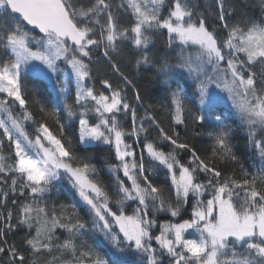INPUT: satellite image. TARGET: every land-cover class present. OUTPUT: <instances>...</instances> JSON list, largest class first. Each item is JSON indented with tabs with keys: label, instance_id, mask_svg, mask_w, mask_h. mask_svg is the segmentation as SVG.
<instances>
[{
	"label": "snow or ice",
	"instance_id": "6c2138e0",
	"mask_svg": "<svg viewBox=\"0 0 264 264\" xmlns=\"http://www.w3.org/2000/svg\"><path fill=\"white\" fill-rule=\"evenodd\" d=\"M259 9L258 21L245 17L241 24L230 23L236 11L230 0H212L203 10L201 0H0V264H264V67L259 72L254 68L264 66V0H259ZM209 13L219 21L217 27L226 30L225 37L208 23ZM160 30L167 31L169 47H178L174 64L163 58L157 65L148 55L152 34ZM129 46L140 57L138 68L156 67L170 93L175 125H186L191 80L197 107L187 109V118L195 135L211 128L210 160L181 142L175 128L172 135L165 132L146 109L138 119V91L133 106L124 88L113 87L108 79L100 81L108 95L88 83L93 79L91 65L102 58L121 75L125 88H135L114 62V55ZM28 75L65 97L69 120L78 119L81 145L101 142L114 147L119 163H109L108 168L115 176V200L71 138L64 143L45 123L35 121L27 108L30 90L23 77ZM70 84L76 107L67 102ZM227 101L247 126L248 143L259 153L257 172L246 170L233 151L230 117L222 110ZM17 105L19 113L14 112ZM40 110L45 111L43 104ZM89 112L97 115V123L89 122ZM129 116L132 127L127 131L120 120ZM27 122L36 125L34 138ZM153 125L172 150L164 152L148 139ZM64 127L60 123L61 134ZM141 135L148 156L167 169L175 203L149 178L154 166L146 168L143 155L137 160L126 142V137L139 140ZM42 138L52 147H45ZM177 149L190 153L187 164L177 159ZM218 162L230 165L231 172L223 173ZM62 175L87 206L90 222L74 207L71 213L67 205L57 211L50 202ZM205 194L209 198L204 199ZM10 197L15 209L8 207ZM190 197V218L159 224V234H154L155 213L178 217ZM128 201L136 202L131 215L124 210ZM21 227L27 235L18 245L8 235ZM189 230L199 238H188ZM63 233L67 235L62 238ZM96 233L100 236L93 247L83 238Z\"/></svg>",
	"mask_w": 264,
	"mask_h": 264
},
{
	"label": "trees",
	"instance_id": "16d2710c",
	"mask_svg": "<svg viewBox=\"0 0 264 264\" xmlns=\"http://www.w3.org/2000/svg\"><path fill=\"white\" fill-rule=\"evenodd\" d=\"M83 2L87 3L88 0H83ZM116 2L118 3L119 0H116ZM211 2L212 0H201V9H204L206 3ZM230 2L236 5V11L233 13V19L230 21V23L242 24L245 17L249 19H255L257 21L261 18L259 0H230ZM163 14L167 15L166 9L163 10ZM127 23L128 21L125 20V24ZM208 23L212 26L213 29H215V31L221 36V38L226 36V30L217 27L219 21L215 20L214 15L211 13L208 14ZM177 51V45H173L172 47L168 46V34L166 30H160L159 32L152 34V42L149 45L148 55L153 61L157 63V65L163 58L169 59V61L174 64L176 62ZM139 58L140 57L137 51L130 46L125 47L121 55H114V62L118 65L120 73H122L124 76H127L128 79L132 81L133 85H135V88L131 86L125 88L121 75L114 72L111 69L110 65L107 62L103 61L102 58L100 62H94L91 65L93 79L88 83L90 85H93L98 92L103 91L106 95H108L110 94L109 90L105 89L103 84L100 83L101 80L108 79L113 87L124 88L127 101L133 106H137L135 94L138 91L142 100V106H137L138 119L140 117H143L144 110L146 109L155 118V120L159 123V125L164 129L165 132H167L169 135H172L173 128H175V130L180 134L181 142L191 145L203 159L210 160L213 140L207 135V131H210L211 128H207L206 131L205 129H199V126H196L201 132V135H195L193 133L194 126L191 120L187 118V109H192L193 111H195L197 107V105L191 99V95L195 91L194 85H192L191 80H188L187 82V98L185 99L186 125H175L173 123L172 113L169 111V107L171 104L170 93L166 90V86L158 77L156 67L152 65H141L139 68L137 67L136 61ZM262 67L264 66H261L259 64H256L254 66L257 72L261 71ZM23 80L30 90L29 94L26 96V99H28L27 108L33 114L35 121L37 123H45L52 131V133L57 138L61 139L64 143H67V138H71L75 150L81 155H86L90 158V163L93 164L97 169L98 179L103 182L109 194L113 196V200H115V176L108 168L109 163H119V161L116 160L114 147L112 145L98 142L95 144H91L89 147L85 148L80 144L78 139V119L73 118L70 121L67 112L65 111V97H63L62 95H58L56 92H53L51 85L47 82L37 81L31 75L23 77ZM173 87H175V85H173ZM224 95H226V93ZM0 96L2 95L0 94ZM74 98L75 94L73 95L71 93V95L67 97V102L69 104H73V106L76 107V105L74 104ZM37 101H39V103ZM41 104L44 105L45 111L40 110ZM222 110L224 111L225 115H229L230 117L227 123L232 128L231 143L233 146V151L238 157H240L241 162L243 163L246 170H248L249 172H257L261 167V159L259 157L258 151L248 143L247 126L240 121L238 115H235V109L231 108V101H227L226 106H224ZM14 112H20L18 105L14 108ZM53 113H55V115H53ZM120 115L123 116V114ZM88 119L92 124L98 122V117L94 112L88 113ZM57 120H59V123L57 122ZM60 123H63L65 126L63 134H61L60 131ZM147 123L148 121H145V124ZM120 124L121 127H123L125 130L130 131L132 127L131 117L129 116L127 118H122L120 120ZM25 127L28 133L31 134V136L34 138L36 135V125H34L32 122H27L25 124ZM260 135L261 134L258 132L257 138H260ZM125 139L126 142L128 144H131L133 149L135 150L137 160H139L142 154L145 161V167L149 168L150 165L154 166L149 178L154 184L164 187L165 196H171V202L175 203L174 195H171V179L169 174L167 173V169L162 165H159L158 162L153 161L148 156L146 150L144 149V136L141 135L139 140H137L135 137H126ZM148 139L154 142L155 145L164 152H169L170 150H172V145H170L166 141L161 140L159 131L155 127V125L148 128ZM3 151L5 153L8 152L7 141H5ZM175 151L177 153V159H179L182 163L187 164L190 159V153H188L186 150L179 149ZM218 167L225 174L231 172V166L224 162H218ZM120 176L122 179L127 181V178L123 176L122 172L120 173ZM200 178L201 180L204 179L203 174H201ZM128 184L130 186V182H128ZM57 185L59 191L57 192L55 189H53V192L50 194V202L56 205L57 211L60 210L61 205H67L68 207L66 211L68 213H71L74 207L76 213L79 216L90 222V217L86 214L88 212L87 206L82 203L76 189L71 186L68 180L64 176H62L61 179L57 182ZM203 198L206 199L209 197L207 194H205V197ZM19 199L24 200L23 197ZM192 203L193 200L190 197L188 204L182 209L181 214L178 217H172L169 213L163 211L156 212L155 218L157 220V227L153 228V233L159 234V224L166 222L178 223L182 222L185 219H189L191 216ZM8 207L13 209L16 208V206L11 203V197L8 201ZM112 207L114 210L116 209V205L114 202L112 203ZM135 207L136 202H126L124 206L125 213L131 215ZM12 222H16L15 215ZM116 231L118 232V228L116 229ZM61 233L62 230L58 229L57 234L60 235ZM189 233H191V235H188L186 233V236L188 238H199V234L194 230H189ZM26 235L27 229L21 227L16 232L9 233L8 239L17 243L18 245H21ZM66 235L67 233H63L62 238ZM99 236V233H96L94 235L90 234L83 239L86 240L90 246L95 247L94 240ZM97 250L99 251V249Z\"/></svg>",
	"mask_w": 264,
	"mask_h": 264
},
{
	"label": "rangeland",
	"instance_id": "374dc122",
	"mask_svg": "<svg viewBox=\"0 0 264 264\" xmlns=\"http://www.w3.org/2000/svg\"><path fill=\"white\" fill-rule=\"evenodd\" d=\"M70 88H71V93L74 95L75 94V87H74V84H70ZM1 95H3V94H1ZM46 141V140H45ZM43 139H42V143L44 144V146L45 147H52L49 143H48V141H46L45 142ZM46 143H48V144H46ZM95 143H98V142H93L92 144H95ZM108 145V144H107ZM130 159V158H129ZM177 175H178V169H177ZM63 176V175H62ZM61 176V177H62ZM81 201H82V199H81ZM82 203L84 204V202L82 201ZM85 205V204H84ZM153 246L154 247H158V245H156L155 244V242L153 241Z\"/></svg>",
	"mask_w": 264,
	"mask_h": 264
},
{
	"label": "water",
	"instance_id": "95a60500",
	"mask_svg": "<svg viewBox=\"0 0 264 264\" xmlns=\"http://www.w3.org/2000/svg\"><path fill=\"white\" fill-rule=\"evenodd\" d=\"M36 33L38 34V30H36Z\"/></svg>",
	"mask_w": 264,
	"mask_h": 264
}]
</instances>
